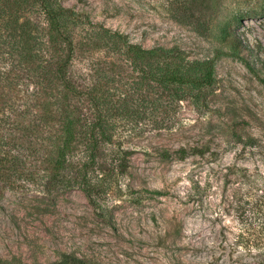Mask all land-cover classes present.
Here are the masks:
<instances>
[{"label":"rangeland","instance_id":"rangeland-1","mask_svg":"<svg viewBox=\"0 0 264 264\" xmlns=\"http://www.w3.org/2000/svg\"><path fill=\"white\" fill-rule=\"evenodd\" d=\"M58 1L79 15L82 31L102 26L144 48L207 60L212 84L201 101L179 104L170 130L157 129L149 110L116 118L124 171L102 174L106 189L92 199L75 187L48 189L49 129L23 134L20 113H34L35 88L20 84L14 109L0 112V258L264 264V235L252 237L261 218L251 209L264 199V0ZM33 17L43 24L39 11ZM81 30L77 84L101 54ZM238 200L247 207L241 219Z\"/></svg>","mask_w":264,"mask_h":264},{"label":"trees","instance_id":"trees-1","mask_svg":"<svg viewBox=\"0 0 264 264\" xmlns=\"http://www.w3.org/2000/svg\"><path fill=\"white\" fill-rule=\"evenodd\" d=\"M35 11L43 15V24L33 17ZM79 23V15L58 0H0V112L14 109L20 84H33L34 113L29 118L24 109L19 123L25 135L48 126V189L75 187L92 199L106 189L102 174L124 171V152L114 140L116 118H136L149 110L157 129L170 130L181 102L201 101L202 91L212 84V68L207 60H188L163 47L144 48L102 26L82 31ZM79 30L81 39L89 47L96 42L101 52L90 61L81 84L73 71ZM106 145H112L108 154ZM180 151L176 156L185 157L187 152ZM244 206L235 203L239 219ZM251 209L261 218L252 237L264 235V199ZM0 264L23 263L0 258ZM53 264L100 263L64 254Z\"/></svg>","mask_w":264,"mask_h":264}]
</instances>
